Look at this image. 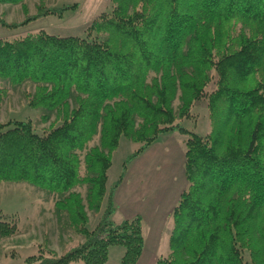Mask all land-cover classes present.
<instances>
[{
    "label": "trees",
    "instance_id": "obj_1",
    "mask_svg": "<svg viewBox=\"0 0 264 264\" xmlns=\"http://www.w3.org/2000/svg\"><path fill=\"white\" fill-rule=\"evenodd\" d=\"M27 1L0 4H22L29 16ZM72 8L41 4L22 23L0 21L16 28ZM25 82L34 85L27 104L50 125L0 122V184L54 194L77 236L61 254L41 245L28 264H107L115 245L122 264H138L143 217L112 220L124 179L109 185L113 153L123 137L141 143L125 171L170 131L188 136V187L172 211L169 252L155 264H264V0H112L85 36L0 38V107L9 86ZM204 100L206 135L182 124ZM17 233L0 219V243Z\"/></svg>",
    "mask_w": 264,
    "mask_h": 264
},
{
    "label": "rangeland",
    "instance_id": "obj_2",
    "mask_svg": "<svg viewBox=\"0 0 264 264\" xmlns=\"http://www.w3.org/2000/svg\"><path fill=\"white\" fill-rule=\"evenodd\" d=\"M41 4L56 10L69 5L73 8L65 11L62 18L58 15L45 16L16 28L5 27L0 21V38L14 39L37 32L40 29L61 36H85L94 19L103 12L112 9V0H28L27 11L29 16L38 13V6ZM25 12L22 4H0V17L8 23L24 22L28 16ZM33 90L34 85H28L26 82L17 87L9 86L8 96L0 107V122H6L10 119L30 120L40 132L48 127L50 122L42 121L40 110L33 109L27 104L25 93L33 92ZM174 107L175 109L179 107V100L174 102ZM192 112L190 118L181 121L182 124L197 133L206 135L210 130L207 102L204 100L197 103ZM187 137L178 131H170L161 135L158 138L159 141L154 143L160 146V151H167L164 154L160 153L163 156L162 159H165V155L167 156L165 166L161 165V171L164 174L162 180L167 181L166 193L168 192L170 196L179 195L188 187L185 175V141ZM152 146L153 144L134 157L124 171V162L141 148V143L123 137L113 153V164L109 171V185L115 184L122 173H124L123 181L126 177L131 181L136 179L133 178L134 176L139 177L143 171L142 166L150 164L147 154ZM156 153L158 154V152ZM152 161L153 164L160 162L154 159ZM78 190L83 193L84 197L86 196V189L79 188ZM56 199L54 194L40 190L28 183L0 184V219L8 220L18 227L17 235L6 238L0 243V264H28L26 260L30 256L38 255L40 253L39 247L43 244H47L49 249L51 248L61 254L71 245L72 240L77 239L72 231H67L64 228L63 222L59 219L55 205ZM88 213L91 219L89 225L94 227L98 219L92 210L88 209ZM171 215L172 212L166 220L164 217H159L158 221L152 219V222H150V216L148 223L146 221L147 230H149L150 225L152 227L153 238L157 241L154 249L159 256L169 252V237L173 226ZM125 219V211L121 208L112 217L115 223ZM149 234L148 241L152 240ZM124 251L123 246H112L107 264H122L121 258ZM149 252L150 248L148 247L144 258L138 264H147L145 261H147ZM76 264L85 263L80 261Z\"/></svg>",
    "mask_w": 264,
    "mask_h": 264
},
{
    "label": "crops",
    "instance_id": "obj_3",
    "mask_svg": "<svg viewBox=\"0 0 264 264\" xmlns=\"http://www.w3.org/2000/svg\"><path fill=\"white\" fill-rule=\"evenodd\" d=\"M159 147V145L153 144L147 154L149 157L148 162H150V164L142 166L143 171L140 173V176L133 177L136 179L131 181L126 177L117 188L115 194L116 211L120 208L124 210L126 219L132 218L136 215H142L143 217L146 244L139 263L144 258L148 247L150 248V254L147 256V261H145L147 264H155L156 259L159 257L156 249H154V245L157 241L153 238L152 227L150 225V228L148 227L149 230H147L145 227L146 221L148 223V218L150 216V222H152V219L153 221H158L159 217H164L165 220L166 218H169V214L174 209L181 195V192L176 196L175 194L170 196L168 192L166 193L167 181L162 180L164 179V174H162L161 165L165 166V159L167 156L165 155V159H162L163 156L160 153L164 154L167 151H160L161 148ZM156 152H158L159 155ZM156 155H158V157H156ZM151 159L160 162L157 164L154 163V165ZM148 233H150V239H152L150 241H148Z\"/></svg>",
    "mask_w": 264,
    "mask_h": 264
}]
</instances>
